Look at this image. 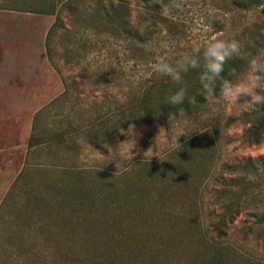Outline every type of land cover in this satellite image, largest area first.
I'll use <instances>...</instances> for the list:
<instances>
[{
	"label": "rangeland",
	"instance_id": "374dc122",
	"mask_svg": "<svg viewBox=\"0 0 264 264\" xmlns=\"http://www.w3.org/2000/svg\"><path fill=\"white\" fill-rule=\"evenodd\" d=\"M124 1L130 21L138 24L139 3ZM79 3L69 5L76 11ZM67 8L62 5V21L52 36L53 64L44 42L55 16L19 11L11 1L0 0V204L13 193L11 203L0 207V264L3 257L18 264L15 257L27 250L77 256L87 245L83 239L92 235L81 224L105 221L113 236L106 247L114 250L111 258L128 257L127 264H181L185 250L175 242L177 227H166L163 239L169 244L163 254L150 252L142 231V219L162 220L163 209L187 219L180 226L191 228L181 233L190 264L199 238L232 246L237 255L230 264H264V225L256 223V202L221 230L215 228L221 211L218 196L233 176L231 164L264 155V139L258 144L245 139L264 106L249 107L247 97L227 101L219 90H210L207 103L191 116L151 125L126 119L133 96L140 95L148 79L160 76L154 68L161 60L175 63L213 37L240 42V57L247 62L232 80L243 83L248 59L264 51V0H172L161 9L163 23L137 49L123 36L80 25L65 33ZM132 126L139 134L129 160L132 141L119 129ZM33 132L38 146L31 148ZM40 134L64 140L46 143ZM28 197L39 205H27ZM150 198L157 202L155 209L147 206ZM91 210L97 218L71 215ZM101 232L93 243L102 247ZM54 244L62 249L54 251ZM208 259L204 264H213Z\"/></svg>",
	"mask_w": 264,
	"mask_h": 264
},
{
	"label": "trees",
	"instance_id": "16d2710c",
	"mask_svg": "<svg viewBox=\"0 0 264 264\" xmlns=\"http://www.w3.org/2000/svg\"><path fill=\"white\" fill-rule=\"evenodd\" d=\"M13 5V9L26 12L42 13V14H52L55 16V22L50 26L47 35L45 37V49L48 60L54 64L52 51L53 46V34L56 33L58 24L62 21L61 11L62 5L68 6L69 22L63 25L62 30L67 33L69 29H74L75 27H80L84 30H99L101 33H107L114 36H123L129 43L130 47L137 49L136 44H146L151 35L157 29L159 24L163 23L164 16L162 15V7L168 5L172 0H135L140 5V15L141 20L138 24H133L129 19V6L124 0H80L78 9L75 11L69 5L72 0H9ZM71 1V2H70ZM264 12V8L262 9ZM97 32V31H96ZM99 33V32H97ZM88 41V40H86ZM83 41L86 47L87 43ZM90 43V42H89ZM90 49V48H89ZM88 49V50H89ZM254 51L255 46L250 47ZM70 52H76V49L68 50ZM86 55V53H85ZM78 57V56H76ZM247 62L243 57H234L229 60L225 65V71L222 73L221 80L231 79L233 75L239 71V69ZM64 83V81H63ZM184 85L187 87V95L185 102L182 105H170L167 103V97L180 87V85L175 84L170 78L163 76L152 77L145 82L144 87L140 95L133 96L129 106H128V116L126 117L125 111H121L120 114L124 115L126 119H129L131 124L135 123H146L148 125L153 124L156 121H167L170 118H179L182 116H191L192 114L198 112L207 103L208 92H205L201 86L199 80V70H189L184 73ZM215 92L219 90V81L217 86L213 89ZM119 114V115H120ZM36 115V114H35ZM47 137V138H46ZM41 139L46 138V143L61 142L63 138H57V135L50 134L49 137L45 134H40ZM36 139L34 132L31 134L29 147H37V143L32 140ZM245 139L252 144H258L264 139V112L250 124L249 128L245 132ZM230 173L233 175L229 178L227 183L224 184L223 190L219 193L221 211L219 213L218 222H216L215 228L221 230L228 223H232L239 213L243 210L245 206L256 202V223L260 226L264 225V155L258 156L256 158H246L238 160L230 166ZM50 185L49 183H46ZM164 197V196H163ZM13 198V193L9 191L4 197L0 204V207H4L11 203ZM27 205L33 204V208H36L39 204L38 201H31L28 197ZM57 197L55 201H58ZM162 202V201H160ZM48 205H52L51 200L47 201ZM146 205V204H143ZM157 202L151 201V198L147 202V206L154 208ZM146 206V207H147ZM149 209V208H147ZM155 209V208H154ZM1 210V209H0ZM97 210V208L95 209ZM152 210V209H149ZM155 211V210H154ZM93 210L83 214H74L71 212L72 217L77 219L90 220L97 218ZM158 214V213H157ZM156 214V215H157ZM155 215V216H156ZM1 216V214H0ZM144 216H141L143 218ZM153 217V216H151ZM156 219V220H154ZM151 221L143 218V228L142 231L148 237L146 242L150 244L148 246L150 252L157 250V253L163 254V251L168 250V241L164 240V232L167 231L166 227H177L174 231L176 233L175 242L182 244L183 253L185 258L181 264H190L191 258L186 254L188 250L185 247L186 242L182 238L185 229L190 231V226L183 228L182 225H187L184 216H180L174 210L163 209L162 220H159V216L154 217ZM153 222L157 223L153 225ZM85 223V222H84ZM178 226H174V225ZM85 225L88 232H92L83 239L87 245L82 252L77 256H69L67 253H62L55 250H61L57 244H54L53 250L56 252L48 256H42L41 254L29 253L23 255H18L15 257L18 264H26V262H31L32 264H127L128 257L121 258H111L110 255L114 251L107 249L106 247L112 243L113 236L108 230L105 223L100 226L97 225ZM77 226H73L72 230L76 229ZM101 227H105L104 230ZM186 227V226H185ZM165 229L164 231L161 229ZM44 229V226L41 227ZM190 229V230H189ZM102 232H101V231ZM163 231V233L161 232ZM101 232L104 234L101 244L99 246L93 237ZM86 235V234H85ZM187 237V236H185ZM184 237V238H185ZM105 238V239H104ZM161 239L163 242H161ZM173 239V238H172ZM172 239H170L172 241ZM159 240V246L155 245V241ZM199 238V244L192 249L193 254H196L193 259L194 264H204L206 258H209L210 263L213 264H230V262L236 257L237 253L232 248V246L227 244H219L214 241H205ZM57 243H59L57 241ZM93 243V245H90ZM105 243V247L103 246ZM163 245V248H161ZM155 246V247H154ZM65 248V247H64ZM73 244H71L68 249H72ZM105 248V249H104ZM38 249V248H37ZM100 253H95L97 250ZM191 249V248H190ZM26 250V248H24ZM125 251V250H122ZM143 251V250H141ZM38 252V250H37ZM9 257H3V264H9ZM160 260V258H158ZM26 260V261H25ZM117 260V262H116ZM25 261V262H24ZM158 261V260H157ZM24 262V263H23ZM185 262V263H184Z\"/></svg>",
	"mask_w": 264,
	"mask_h": 264
},
{
	"label": "clouds",
	"instance_id": "9594fccd",
	"mask_svg": "<svg viewBox=\"0 0 264 264\" xmlns=\"http://www.w3.org/2000/svg\"><path fill=\"white\" fill-rule=\"evenodd\" d=\"M241 55V44L238 40L213 37L211 42L193 48L191 52L181 56L175 63L161 60L155 66L154 72L160 76L168 77L175 84L180 85L176 91L167 97V103L173 106L182 105L185 102L187 87L183 80L184 73L189 70H199V80L205 92L215 89L219 81V94L224 100L235 102L241 97H247L249 107L264 106V51L258 50L254 56L248 59V74L243 83L231 79H220L225 71L226 63ZM119 130L128 137L126 140L131 139L132 141L127 148L128 158L131 160L135 153L130 150L135 147L134 137L139 133L134 132V126Z\"/></svg>",
	"mask_w": 264,
	"mask_h": 264
},
{
	"label": "crops",
	"instance_id": "0c3cea01",
	"mask_svg": "<svg viewBox=\"0 0 264 264\" xmlns=\"http://www.w3.org/2000/svg\"><path fill=\"white\" fill-rule=\"evenodd\" d=\"M58 79H59V82H63L61 77H58ZM62 88H63V86H62Z\"/></svg>",
	"mask_w": 264,
	"mask_h": 264
}]
</instances>
